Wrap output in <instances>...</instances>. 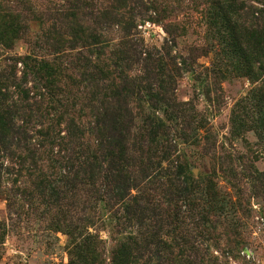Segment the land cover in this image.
<instances>
[{
    "label": "trees",
    "instance_id": "trees-1",
    "mask_svg": "<svg viewBox=\"0 0 264 264\" xmlns=\"http://www.w3.org/2000/svg\"><path fill=\"white\" fill-rule=\"evenodd\" d=\"M128 1L108 0L105 9L87 12V0H74L72 5L78 10L70 13L73 21L68 33L92 53L102 51L99 44L104 41L98 32L105 20L125 25L131 36L134 21L127 22L120 13ZM257 3L258 6L249 5L247 0H203L207 31L213 41L210 46L218 51L213 70L217 78L246 76L259 81L264 77V0ZM10 31L14 28L10 27ZM62 37L55 32L51 38L53 49L61 48ZM138 48L139 44L132 40L125 42L114 53L117 58L112 61L113 69L104 59L95 62L87 58L76 67V75L58 64L42 61V87L36 104L41 126L37 142H31L28 121L22 126L12 121L18 105L26 110L31 107L0 91L10 103L0 112V147L19 161V169H8L9 175L15 176L13 185L19 181L23 184V188L13 187L9 195L19 194L32 202L37 197L47 210L59 207L62 200H73V206L80 209L82 206V210H76L78 218L69 217L67 234L74 242L77 240L76 249L91 264L104 263L97 249L99 243L95 235L84 237L80 226L84 222L94 225L93 218L85 215L102 205L114 217L136 223L140 229L118 242L111 264H141L138 260L144 257L142 249L158 264H196L199 255L189 253L182 225L186 224V216L191 217L196 200H214L222 194L211 176L193 177L188 163L181 160L179 143L173 136L177 134L185 143L194 142L206 129L205 124L194 108L176 103L172 77L166 78V56L148 52L143 58L144 77L131 76L126 65L131 52L136 53ZM168 55L178 66L177 59L170 52ZM28 59L15 62L22 61L29 70ZM59 77L72 79L70 96L57 85ZM146 82L151 84L147 86ZM143 94L149 97L148 106L142 101ZM247 103L249 107L238 105L243 112L233 118L234 125H240L237 130L241 131L246 119H251L264 145V84ZM11 145L18 147V154ZM234 207L223 208V213L231 217ZM206 219L202 215L199 221Z\"/></svg>",
    "mask_w": 264,
    "mask_h": 264
},
{
    "label": "rangeland",
    "instance_id": "rangeland-1",
    "mask_svg": "<svg viewBox=\"0 0 264 264\" xmlns=\"http://www.w3.org/2000/svg\"><path fill=\"white\" fill-rule=\"evenodd\" d=\"M87 1V12L101 11L108 4V0ZM258 1L247 3L258 6ZM72 3L74 0H0V91L31 107L26 110L18 105L14 124L22 126L28 121L31 142L40 139L36 104L42 87V61L58 64L71 75L78 73L76 67L87 58L95 62L104 59L113 69L115 51L132 40L139 48L136 53L131 52L126 66L131 76L144 77L143 58L148 52L166 56V78L172 77L176 103L194 108L206 128L200 131L198 140L190 143L174 134L181 160L188 163L195 179L214 178L216 189L222 194L214 200H196L191 207L192 215L186 216V224L182 225L183 235L188 236L189 253H198L196 264H264V145L251 119H246L241 131L237 130L240 125L235 127L233 122L237 114H242V106L249 107L247 102L264 84V77L256 81L246 76L224 79L214 75L218 51L210 46L213 41L207 31L203 0H129L120 13L127 22L134 21L132 35L120 22L103 21L98 33L104 42L99 44L102 51L98 53L90 52L68 33L73 21L70 13L78 10ZM6 15L10 17L7 19ZM55 32L64 37L59 50L51 46ZM167 52L177 59L178 66L170 61ZM20 58L31 59L29 70L22 61L16 64ZM71 82L67 77L56 81L68 96L73 90ZM142 96L148 106L149 97ZM9 104L0 95V112ZM239 104L242 106L237 108ZM10 147L19 153L17 146ZM19 167L17 158L0 147V264H91L76 249L77 240L75 243L67 234L69 217L78 218L76 210H82V206L80 209L76 205V209L73 200H62V205L47 210L37 197L33 202L19 194L11 197L13 187L23 188V184L19 181L13 185L15 176L9 175L8 169ZM234 205L231 217L223 213V208L230 210ZM202 215L207 219L199 221ZM86 216L93 218L94 225L82 223V235L96 236L103 264H111V254L120 240L140 231L136 223L114 217L103 205L88 211ZM141 256V264H158L144 249Z\"/></svg>",
    "mask_w": 264,
    "mask_h": 264
}]
</instances>
